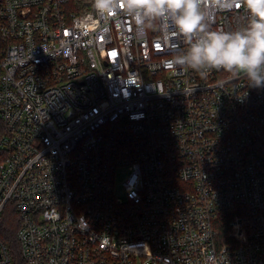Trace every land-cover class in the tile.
<instances>
[{"label": "built area", "instance_id": "1", "mask_svg": "<svg viewBox=\"0 0 264 264\" xmlns=\"http://www.w3.org/2000/svg\"><path fill=\"white\" fill-rule=\"evenodd\" d=\"M93 4L0 0V214L22 263L264 264V88L168 68L187 45L163 20ZM248 19L208 9L212 30Z\"/></svg>", "mask_w": 264, "mask_h": 264}, {"label": "clouds", "instance_id": "2", "mask_svg": "<svg viewBox=\"0 0 264 264\" xmlns=\"http://www.w3.org/2000/svg\"><path fill=\"white\" fill-rule=\"evenodd\" d=\"M101 16L123 12L138 26L163 20L180 37L186 49L174 48L168 68L188 67L201 76L208 70L242 73L249 87L264 88V0H94ZM231 11L245 7L246 26L212 30L208 9Z\"/></svg>", "mask_w": 264, "mask_h": 264}, {"label": "trees", "instance_id": "3", "mask_svg": "<svg viewBox=\"0 0 264 264\" xmlns=\"http://www.w3.org/2000/svg\"><path fill=\"white\" fill-rule=\"evenodd\" d=\"M2 130L3 124L0 122V136ZM5 156L6 152L0 148V163L4 160ZM19 228L20 218L18 211L14 204L8 203L0 214V239L9 249L15 264H23L20 245L16 238ZM223 231H226V227Z\"/></svg>", "mask_w": 264, "mask_h": 264}, {"label": "rangeland", "instance_id": "4", "mask_svg": "<svg viewBox=\"0 0 264 264\" xmlns=\"http://www.w3.org/2000/svg\"><path fill=\"white\" fill-rule=\"evenodd\" d=\"M128 174V170L127 169H122L119 171L118 175H117V180L120 183Z\"/></svg>", "mask_w": 264, "mask_h": 264}]
</instances>
